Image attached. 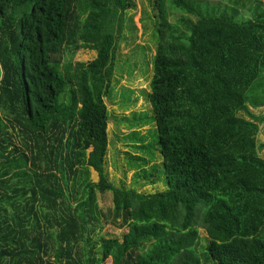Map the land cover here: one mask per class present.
Listing matches in <instances>:
<instances>
[{
    "label": "trees",
    "instance_id": "1",
    "mask_svg": "<svg viewBox=\"0 0 264 264\" xmlns=\"http://www.w3.org/2000/svg\"><path fill=\"white\" fill-rule=\"evenodd\" d=\"M151 1L144 122L168 188L147 193L106 172L104 98L132 0H0V264H264V0ZM81 49L97 58L65 61Z\"/></svg>",
    "mask_w": 264,
    "mask_h": 264
},
{
    "label": "rangeland",
    "instance_id": "2",
    "mask_svg": "<svg viewBox=\"0 0 264 264\" xmlns=\"http://www.w3.org/2000/svg\"><path fill=\"white\" fill-rule=\"evenodd\" d=\"M209 1L210 4L220 3L222 7L227 2V0ZM132 2V7L126 12L125 29L120 37L118 36V50L114 59L115 71L110 93L104 98L109 116L106 172L109 180L117 187H133L140 192L152 193L168 188L165 173L163 169L161 171L163 164L161 151L153 148L159 140V132L154 133L157 129L154 120L144 122L146 117H153L148 94L151 91L150 84L154 73L152 58L156 54L155 28L159 11L151 0H132ZM97 55L96 51L90 49L68 50L65 61L88 63L95 60ZM252 111L258 116H264V107ZM256 138L258 144L264 145V122L261 123ZM143 143H147L150 149L141 148ZM153 149L155 158L147 152ZM261 156L264 159V150ZM142 157L146 159L143 160ZM138 162L151 165L142 171ZM154 165L161 168L156 171L153 169L152 172L150 168ZM90 169L93 181L98 182L99 174L95 169ZM98 202L101 209L108 212L113 207V193H98ZM127 232V228L118 229L104 222L101 235L108 239L123 241V236ZM199 233V249L204 251L210 243V238L205 230H200Z\"/></svg>",
    "mask_w": 264,
    "mask_h": 264
}]
</instances>
